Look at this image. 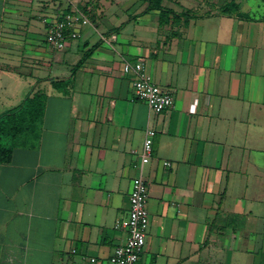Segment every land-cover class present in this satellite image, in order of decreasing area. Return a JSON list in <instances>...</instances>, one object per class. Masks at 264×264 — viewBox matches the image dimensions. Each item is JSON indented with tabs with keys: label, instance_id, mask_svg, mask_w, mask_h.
<instances>
[{
	"label": "crops",
	"instance_id": "1",
	"mask_svg": "<svg viewBox=\"0 0 264 264\" xmlns=\"http://www.w3.org/2000/svg\"><path fill=\"white\" fill-rule=\"evenodd\" d=\"M75 1L91 25L55 50L41 18L58 1L0 0V118L46 96L0 163V264H110L138 177L140 264H264V0ZM124 61L173 105L132 99Z\"/></svg>",
	"mask_w": 264,
	"mask_h": 264
},
{
	"label": "built area",
	"instance_id": "2",
	"mask_svg": "<svg viewBox=\"0 0 264 264\" xmlns=\"http://www.w3.org/2000/svg\"><path fill=\"white\" fill-rule=\"evenodd\" d=\"M57 12L50 15H43L41 22L45 26V42L50 48L62 50L68 45L69 39L79 37V29L83 26H90L88 16L78 6L75 0H65V8L59 6L56 0ZM122 71L135 74L131 82L133 98L143 101L154 114L173 105L174 99L171 92L156 85L145 72L140 61L131 63L124 61ZM155 131L152 128L145 130L142 144V159L150 156ZM166 166L169 162H164ZM147 184L140 177L133 180L128 195L129 211L126 218L115 224V227H122L126 233L123 243L114 247L109 257L110 264H140L146 230L148 226V211L146 207Z\"/></svg>",
	"mask_w": 264,
	"mask_h": 264
},
{
	"label": "trees",
	"instance_id": "3",
	"mask_svg": "<svg viewBox=\"0 0 264 264\" xmlns=\"http://www.w3.org/2000/svg\"><path fill=\"white\" fill-rule=\"evenodd\" d=\"M149 1L150 3L156 1L155 8L161 9L159 6L160 0ZM236 8L237 4L231 1L222 7L221 12L236 11ZM167 13H171V11L162 10L160 16L163 17L167 15ZM84 58L85 55L78 62V65L82 63ZM69 83V80L52 82V86L56 87L57 84L68 85ZM45 98L46 96L44 93L37 92L31 97H27L16 109L0 118V163L10 160L11 150L13 146L17 144L19 139L18 136L23 130L28 129L31 133H35V128L40 123L43 115Z\"/></svg>",
	"mask_w": 264,
	"mask_h": 264
},
{
	"label": "rangeland",
	"instance_id": "4",
	"mask_svg": "<svg viewBox=\"0 0 264 264\" xmlns=\"http://www.w3.org/2000/svg\"><path fill=\"white\" fill-rule=\"evenodd\" d=\"M89 15V14H88Z\"/></svg>",
	"mask_w": 264,
	"mask_h": 264
}]
</instances>
